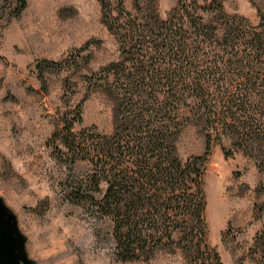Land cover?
<instances>
[{"label":"trees","instance_id":"1","mask_svg":"<svg viewBox=\"0 0 264 264\" xmlns=\"http://www.w3.org/2000/svg\"><path fill=\"white\" fill-rule=\"evenodd\" d=\"M130 1L101 0L119 55L86 75L112 102V132L76 131L75 118L55 133L65 197L91 212L119 259L165 250L181 264H224L208 240L205 178L214 145L264 148V0H251L258 23L226 0H177L165 16L158 0ZM16 2L19 15L28 4ZM188 125L206 149L181 157Z\"/></svg>","mask_w":264,"mask_h":264},{"label":"rangeland","instance_id":"2","mask_svg":"<svg viewBox=\"0 0 264 264\" xmlns=\"http://www.w3.org/2000/svg\"><path fill=\"white\" fill-rule=\"evenodd\" d=\"M162 15L177 0H158ZM0 0V196L15 210L38 264H181L165 250L151 261L114 254L91 212L65 197L68 170L55 133L68 119L74 130L111 133L112 102L90 93L86 75L119 55L102 16L101 0ZM128 7L132 1L128 0ZM228 13L259 16L251 0H226ZM47 59L56 61L43 63ZM213 146L207 165L208 240L224 264H264V148ZM200 128L188 125L181 157L204 152ZM222 210V211H221Z\"/></svg>","mask_w":264,"mask_h":264},{"label":"water","instance_id":"3","mask_svg":"<svg viewBox=\"0 0 264 264\" xmlns=\"http://www.w3.org/2000/svg\"><path fill=\"white\" fill-rule=\"evenodd\" d=\"M27 242L15 210L0 196V264H38Z\"/></svg>","mask_w":264,"mask_h":264},{"label":"bare ground","instance_id":"4","mask_svg":"<svg viewBox=\"0 0 264 264\" xmlns=\"http://www.w3.org/2000/svg\"><path fill=\"white\" fill-rule=\"evenodd\" d=\"M222 211V210H221Z\"/></svg>","mask_w":264,"mask_h":264}]
</instances>
